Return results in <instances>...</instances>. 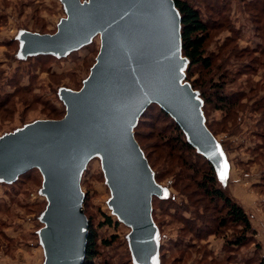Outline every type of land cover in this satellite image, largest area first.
<instances>
[{
	"label": "rangeland",
	"instance_id": "374dc122",
	"mask_svg": "<svg viewBox=\"0 0 264 264\" xmlns=\"http://www.w3.org/2000/svg\"><path fill=\"white\" fill-rule=\"evenodd\" d=\"M74 1L0 0V144L11 137L25 138L40 125L63 119L68 97L80 91L90 77L101 50L99 32L73 48L42 55L44 42L61 30ZM78 1L85 4L89 0ZM187 1L211 27L206 55L213 56V67H192L190 74L188 61L181 58L177 82L194 109L197 127H211L214 132L208 153H212L220 187L250 219L251 241L230 247L239 227L229 225L207 238H194L198 229L208 227L205 221L194 219V213L202 217L203 211L192 207L188 191L181 189L186 181L175 186L177 170L166 169L165 157L160 158L159 174L147 169L150 190L146 196L154 195L152 217L143 238H135L138 231L115 208L103 150H94L82 172L80 190L85 214L97 234L95 264H260L264 259V115L252 109L254 100L264 96V0ZM175 15L178 18L176 11ZM245 49L255 52H242ZM256 56L257 64L252 63ZM193 81L198 88L195 93L190 89ZM223 84L227 94H246L236 121L225 123L224 113L205 104L199 94H210ZM147 114L150 118L145 121L151 124L136 125L133 132H139L141 145L154 160L161 155L160 144L165 141L156 128L166 137L172 132L169 118L160 114L157 104H151ZM184 133L189 140L190 135ZM28 158L22 150L1 149L0 167L7 159L5 169L16 171L15 177ZM44 184L39 168L13 181L0 174V264H81L85 220L73 207L59 209L64 197L58 192L52 195L53 205L48 203ZM130 199L132 207L142 208L141 199ZM104 215L118 225L100 226ZM136 240L151 243L149 253L139 251V244L135 250Z\"/></svg>",
	"mask_w": 264,
	"mask_h": 264
},
{
	"label": "water",
	"instance_id": "95a60500",
	"mask_svg": "<svg viewBox=\"0 0 264 264\" xmlns=\"http://www.w3.org/2000/svg\"><path fill=\"white\" fill-rule=\"evenodd\" d=\"M175 11L172 0L71 2L68 20L44 42L42 54L73 48L99 32L101 50L90 77L80 91L68 97L63 119L40 125L25 138L11 137L0 144V150L14 148L29 156L15 177L16 171H8V166L5 169L7 159H4L0 174L7 181L39 168L47 183L44 193L48 203L53 202L52 195L58 192L64 197L60 210L73 207L83 216L84 251L87 220L80 180L94 150H103L117 212L138 231L135 238H143L141 234L152 217L154 195L146 196L150 190L147 173L150 167L133 130L151 104L156 103L169 113L190 135L192 145L214 163L212 153H208L211 150L208 144L214 136L207 127L204 130L197 127L194 109L177 82L180 59L175 44L178 39L181 58H184L181 18L178 12L176 18ZM131 196L141 199L142 208L131 206ZM48 216L47 206L46 220ZM137 244L141 247L139 251L149 253L151 243L136 240L134 245L138 251ZM49 264L53 263L49 261Z\"/></svg>",
	"mask_w": 264,
	"mask_h": 264
},
{
	"label": "trees",
	"instance_id": "16d2710c",
	"mask_svg": "<svg viewBox=\"0 0 264 264\" xmlns=\"http://www.w3.org/2000/svg\"><path fill=\"white\" fill-rule=\"evenodd\" d=\"M172 1L181 18L182 55L189 63L188 73L190 72L191 74V68L197 66L210 70V68L213 67V56L206 55V45L209 40V30H211V27L208 22L202 18L200 10H198L192 3L187 0ZM242 52L251 54L254 53L255 50L250 51L249 49H245ZM261 52L264 54V49ZM235 56L238 57L237 53H235ZM258 61L257 56L252 59V63L257 64ZM189 78V75H187L188 81L190 80ZM196 85L197 84L194 81L190 83L193 91L198 89ZM253 89L256 90V87L251 89L252 92ZM224 90L225 88L223 84L217 86L216 90L212 91L210 94L201 91H199V94L205 104H212L214 107L216 106L215 108L217 110L224 113L225 123L226 120L233 119L236 121L238 119V111L243 106L241 102L244 98H246V94L243 92L227 94ZM148 109L149 107L139 118L137 126L151 124L147 123L149 121H145L146 118H150V115H145ZM159 109L161 115L167 119L169 118L172 132L171 136L166 137L160 129L156 128L158 137H161L163 141L165 140L160 144L162 148V151H160L161 155L158 154V157L153 160L151 156L146 153L145 148L141 145L138 138L139 132L134 131L135 139L138 145H140V149L143 154L145 153V158L149 167L151 169H156L158 172L160 158L165 157L166 162L164 163L166 169L177 170L174 174L175 186L177 187L179 184L186 181V185H183L181 189L183 192L188 191V197L191 201L192 207L194 206L196 207V210L202 209L203 211L202 217H199L198 214L194 213V219L205 221L208 226L204 227L205 231L198 229V231L195 232L194 238H207L212 234H217L220 229L229 225L237 228L239 227V231L237 232L236 230L235 232V240L230 242V247L236 248L245 246L249 241H251L250 236L254 232L247 213H245L244 209L235 203L225 193L224 189L220 187L217 171L212 162L192 145V143L186 138L181 126L171 117V115L160 106ZM252 109L256 112L261 111L264 115V96L260 97L256 101L254 100ZM261 123L259 121V124ZM207 128L214 136V132L211 127ZM262 137H264V131L262 133ZM158 174L156 175V179L159 178ZM82 204L84 205V196ZM83 212L87 220V227L85 251L81 264H95V259L99 257L97 234L92 230L90 220L85 214L84 208ZM208 212H210L209 215ZM204 215H206V217H203ZM117 225L118 222L114 221L113 218L108 215H104V221L100 223V226L116 227ZM103 243L105 245L111 244V242L108 241H104ZM260 264H264V259L260 262Z\"/></svg>",
	"mask_w": 264,
	"mask_h": 264
},
{
	"label": "bare ground",
	"instance_id": "6f19581e",
	"mask_svg": "<svg viewBox=\"0 0 264 264\" xmlns=\"http://www.w3.org/2000/svg\"><path fill=\"white\" fill-rule=\"evenodd\" d=\"M175 49L177 51L178 59H181V54H180V41H179V39L177 40V42L175 44Z\"/></svg>",
	"mask_w": 264,
	"mask_h": 264
}]
</instances>
